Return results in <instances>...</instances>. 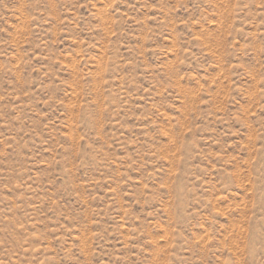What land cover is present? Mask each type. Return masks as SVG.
<instances>
[{
	"label": "rangeland",
	"instance_id": "1",
	"mask_svg": "<svg viewBox=\"0 0 264 264\" xmlns=\"http://www.w3.org/2000/svg\"><path fill=\"white\" fill-rule=\"evenodd\" d=\"M0 264H264V0H0Z\"/></svg>",
	"mask_w": 264,
	"mask_h": 264
}]
</instances>
